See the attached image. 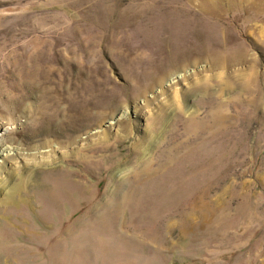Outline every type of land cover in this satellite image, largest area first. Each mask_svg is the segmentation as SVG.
<instances>
[{
    "label": "rangeland",
    "instance_id": "374dc122",
    "mask_svg": "<svg viewBox=\"0 0 264 264\" xmlns=\"http://www.w3.org/2000/svg\"><path fill=\"white\" fill-rule=\"evenodd\" d=\"M0 264H264V0H0Z\"/></svg>",
    "mask_w": 264,
    "mask_h": 264
}]
</instances>
